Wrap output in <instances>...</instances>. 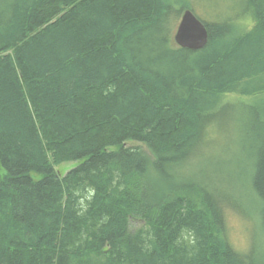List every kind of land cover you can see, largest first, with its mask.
<instances>
[{"label": "trees", "instance_id": "1", "mask_svg": "<svg viewBox=\"0 0 264 264\" xmlns=\"http://www.w3.org/2000/svg\"><path fill=\"white\" fill-rule=\"evenodd\" d=\"M191 6L0 0V264H264L223 236L231 174L264 236V0L201 21L199 51L171 37ZM219 121L245 124L239 162L206 155Z\"/></svg>", "mask_w": 264, "mask_h": 264}, {"label": "rangeland", "instance_id": "2", "mask_svg": "<svg viewBox=\"0 0 264 264\" xmlns=\"http://www.w3.org/2000/svg\"><path fill=\"white\" fill-rule=\"evenodd\" d=\"M189 3H192L191 11L193 14L202 22L205 23H214L216 19H220L223 22L225 21H235L243 20L245 16L244 11V0H187ZM250 18V17H249ZM180 19V18H179ZM178 19V20H179ZM179 22V21H178ZM240 29V24H238ZM176 28V27H175ZM174 30V31H173ZM175 29H171V37L173 36ZM240 98V97H239ZM244 98V97H243ZM234 99V98H233ZM245 99V98H244ZM237 111L234 113L233 111ZM228 109L224 114L226 117H232L233 113L238 115L239 117V109L233 107ZM231 125V124H230ZM244 123L240 121V124L237 126L232 125L228 127V129L224 128L223 122L214 123V125L210 128L209 135H213V137L220 138L219 144L214 147V149L210 152H206L207 156H210L214 159V161L210 162H217L220 165L228 164L227 160L229 158L237 160L242 157H246L244 153V149L246 148L245 141L241 147V140H240V133L237 131H245ZM222 131H235L234 135L232 132L228 134L225 132V135H222ZM228 134V135H227ZM212 137V138H213ZM129 145H138L137 143H129ZM239 145V146H238ZM142 146V145H138ZM240 147V149H239ZM240 150V154H239ZM205 159L201 160L200 162H204ZM78 162H69L63 163L60 166L56 167V171L60 174H65L67 171L74 168ZM218 166V170L221 171L223 169L224 173L222 175L224 181L228 176L229 170L233 169L232 171L237 172V166H235V161L229 166ZM216 164L213 163L208 166L209 169L207 171L214 172L217 168ZM207 169V168H206ZM0 172L2 170L0 169ZM230 176V175H229ZM221 177V176H220ZM231 181H225L227 184L223 186L224 189H227L229 192H232V198L240 201L239 209H234L231 205L227 206L226 208V215H225V229L223 236L225 237L227 243L238 253H247L251 245L254 246L255 241L261 244V250H264V236L262 237V229L259 224L258 216H257V208L254 207L253 202L251 201V197L249 194H243L240 189V182L236 180L231 174ZM216 179L218 182L221 178H213ZM230 180V179H229ZM249 180H246V184H248ZM249 185V184H248ZM216 186V183H215ZM221 188V189H223ZM244 197V198H243ZM245 201V204H244ZM241 208V211H240ZM138 227L137 223L132 224V230Z\"/></svg>", "mask_w": 264, "mask_h": 264}, {"label": "water", "instance_id": "3", "mask_svg": "<svg viewBox=\"0 0 264 264\" xmlns=\"http://www.w3.org/2000/svg\"><path fill=\"white\" fill-rule=\"evenodd\" d=\"M172 40L179 48L189 51H199L208 42V32L205 25L192 11L185 10L180 15Z\"/></svg>", "mask_w": 264, "mask_h": 264}]
</instances>
